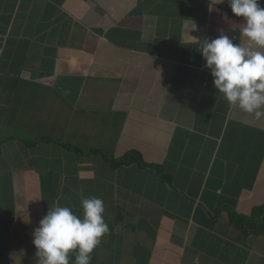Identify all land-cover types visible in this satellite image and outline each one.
<instances>
[{"label": "crops", "instance_id": "crops-1", "mask_svg": "<svg viewBox=\"0 0 264 264\" xmlns=\"http://www.w3.org/2000/svg\"><path fill=\"white\" fill-rule=\"evenodd\" d=\"M244 26L227 0H0V264H38L81 196L109 225L90 264H264V119L199 52Z\"/></svg>", "mask_w": 264, "mask_h": 264}, {"label": "clouds", "instance_id": "clouds-1", "mask_svg": "<svg viewBox=\"0 0 264 264\" xmlns=\"http://www.w3.org/2000/svg\"><path fill=\"white\" fill-rule=\"evenodd\" d=\"M227 3L232 13L243 19L245 26L240 35L247 46L221 34L200 41L199 52L211 71L216 90L229 105L259 121L264 119V6L261 0ZM81 207L82 216L67 206L49 208L32 233L38 264H90L91 254L109 233V225L101 198L81 196Z\"/></svg>", "mask_w": 264, "mask_h": 264}, {"label": "trees", "instance_id": "trees-1", "mask_svg": "<svg viewBox=\"0 0 264 264\" xmlns=\"http://www.w3.org/2000/svg\"><path fill=\"white\" fill-rule=\"evenodd\" d=\"M112 162L115 167L119 165H125V164L129 165L133 162H139V163H142L143 165H147L145 162L142 161L140 156L136 153H128L127 155H125V157L121 159L112 160ZM156 168L160 170L159 167L156 166Z\"/></svg>", "mask_w": 264, "mask_h": 264}]
</instances>
